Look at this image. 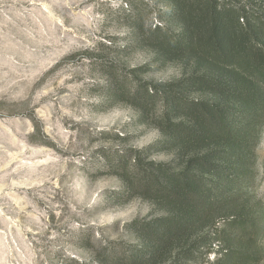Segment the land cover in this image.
<instances>
[{
  "label": "rangeland",
  "instance_id": "374dc122",
  "mask_svg": "<svg viewBox=\"0 0 264 264\" xmlns=\"http://www.w3.org/2000/svg\"><path fill=\"white\" fill-rule=\"evenodd\" d=\"M139 1L152 27L180 32L165 0ZM127 2L0 0V264L89 262L99 245L137 244L130 223L164 215L125 195L108 163L129 149L175 156L135 108L107 101L106 84L112 65L146 84L179 80L190 66L136 41ZM227 3L264 15V0ZM255 167L248 191L264 221V130Z\"/></svg>",
  "mask_w": 264,
  "mask_h": 264
},
{
  "label": "trees",
  "instance_id": "16d2710c",
  "mask_svg": "<svg viewBox=\"0 0 264 264\" xmlns=\"http://www.w3.org/2000/svg\"><path fill=\"white\" fill-rule=\"evenodd\" d=\"M165 1L180 32L152 27L143 2L128 0L133 35L159 60L190 71L146 84L112 65L105 91L109 103L132 106L158 129L164 139L156 146L175 156L157 162L144 156L147 150L129 149L108 163L125 195L152 202L164 215L127 226L134 246L99 245L94 260L69 261L262 264L264 221L248 190L264 130V15L227 0Z\"/></svg>",
  "mask_w": 264,
  "mask_h": 264
}]
</instances>
